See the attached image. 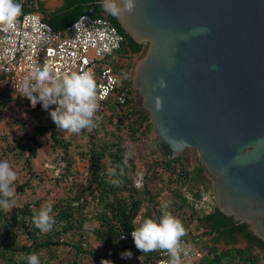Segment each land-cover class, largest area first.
Instances as JSON below:
<instances>
[{"label":"trees","instance_id":"16d2710c","mask_svg":"<svg viewBox=\"0 0 264 264\" xmlns=\"http://www.w3.org/2000/svg\"><path fill=\"white\" fill-rule=\"evenodd\" d=\"M18 2L23 4L24 12L43 15L55 31L66 30L83 15L106 17L101 0H65L64 7L50 18L45 14L42 0ZM108 19L125 36L122 50L110 62L119 76V85L114 97L100 104L96 126L73 135L88 138L85 150H79L72 136H68L71 133L56 128L49 115L55 105L47 111L40 110V103L33 108L26 97L15 96L0 86V118L14 106L24 107L33 127L30 132L27 118L18 115L14 124L20 127L22 135L8 142L0 159L7 160L13 168L19 166L23 172L13 185L15 207L10 211L0 209V261L27 264L25 257L35 252L40 264H101L102 259L113 264H156L164 251L142 253L135 247L130 233L139 227L142 219L159 217L161 203L169 202V211L186 228L182 240H200L194 242L205 253L199 264H264V242L249 232L247 225L235 224L216 207L210 211L200 208L205 193L213 189V181L198 153L193 160L189 156L195 149H188L169 162L159 156L154 142L149 143L154 132L153 121L137 104L132 85L134 62L143 46L125 34L116 17L109 15ZM123 73H127V79ZM122 94H125L124 103L118 100ZM40 114L45 118L40 119ZM44 139L50 142L51 156L57 155L66 164L64 172L56 178L57 185L74 176L78 157L86 165L87 177L81 187L71 188L66 197L29 201L28 193L44 182L34 168ZM134 145L142 146L145 159L141 187L137 186L136 147L139 146ZM45 202L52 203L55 223L51 230L42 232L35 227L33 217ZM85 224L89 226L87 229ZM124 235L127 240L121 238ZM239 237L247 243L245 249L219 248L222 243L227 247L237 245ZM126 250L133 253L131 259L121 258ZM65 251L72 254L71 259L62 258Z\"/></svg>","mask_w":264,"mask_h":264},{"label":"water","instance_id":"95a60500","mask_svg":"<svg viewBox=\"0 0 264 264\" xmlns=\"http://www.w3.org/2000/svg\"><path fill=\"white\" fill-rule=\"evenodd\" d=\"M42 1L48 18L65 5ZM136 5L116 19L143 46L132 85L137 104L153 121L156 151L173 162L195 149L213 181L216 209L264 242V0ZM156 97L162 100L159 111ZM245 246L241 237L235 246L219 245Z\"/></svg>","mask_w":264,"mask_h":264},{"label":"clouds","instance_id":"9594fccd","mask_svg":"<svg viewBox=\"0 0 264 264\" xmlns=\"http://www.w3.org/2000/svg\"><path fill=\"white\" fill-rule=\"evenodd\" d=\"M101 6L106 13L118 18L125 13L132 14L137 5L136 0H101ZM22 8L23 5L18 0H0V28L4 31L14 29L17 18L22 14ZM123 76L128 78L127 73H123ZM116 82L114 79L113 83ZM159 86H166L163 79ZM108 92V88L101 89L98 86L95 72L91 68L54 76L49 65L33 66L22 86V95L30 101L31 107L35 108L40 103L47 111L51 105H55L49 115L56 128L73 134H79L82 130L91 131L96 126L100 101ZM161 108L162 100L156 97L155 110L159 111ZM16 179L17 173L11 164L7 160L0 161V209L4 211H10L16 205L13 187ZM52 211L51 202L42 204L38 214L33 217L35 227L42 232L51 230L55 223ZM132 223L136 224V220ZM84 227L87 229L89 226L85 224ZM186 234L182 221L169 211V202H162L159 217L142 219L131 236L135 247L142 253L162 250L170 257L168 264H182V254L187 255L182 242V237ZM132 255L130 250H126L121 253V258L131 259ZM25 259L27 264H40L39 255L35 252L28 254ZM101 264L113 262L102 259Z\"/></svg>","mask_w":264,"mask_h":264},{"label":"built area","instance_id":"2783aa9c","mask_svg":"<svg viewBox=\"0 0 264 264\" xmlns=\"http://www.w3.org/2000/svg\"><path fill=\"white\" fill-rule=\"evenodd\" d=\"M42 17L38 12H24L22 8L14 29L0 28V86L15 96H23L22 86L33 66L49 65L54 76L91 68L98 86L109 89L100 104L114 97L119 76L110 62L125 43L115 26L106 20L82 16L66 30L53 31L41 22ZM118 100L124 103L125 94ZM143 181L144 175L139 173L137 186L141 187ZM199 241V238L182 240L187 251V255L182 254V264H199L204 258L205 253L194 245ZM169 260V255L161 252L156 264H168Z\"/></svg>","mask_w":264,"mask_h":264},{"label":"rangeland","instance_id":"374dc122","mask_svg":"<svg viewBox=\"0 0 264 264\" xmlns=\"http://www.w3.org/2000/svg\"><path fill=\"white\" fill-rule=\"evenodd\" d=\"M42 109L43 108L41 107L40 110ZM33 114L35 113L33 112ZM18 115L23 116L24 118L25 117L27 118L26 120L28 122V129L30 132L33 131V127L31 126V124L29 125V122H32V120L28 118L27 114L24 113V107L14 106L8 111H6L5 115L0 118V159L3 156V149L6 151L8 142H12L13 140H15L16 138L22 135L20 127L14 124V119ZM39 117L40 119H42V117L45 118V115L40 114ZM73 135L74 134L71 133L68 136H72L70 138L78 146L79 150L81 149L85 150V146L87 145L88 138L86 136H81V135L73 136ZM155 139H156V135H155V130H154V132L150 136L149 143L155 142ZM43 142H44L43 149L39 152L37 158L34 161V168L37 172H39V174H41L40 176H43L44 182L38 184V187L35 188L33 192L31 191L28 193L29 201H35L37 199L45 198V197H48L50 199H55L58 196L66 197L68 191L71 188L81 187L85 183L86 177H87L86 165L78 157L77 169L74 170V176L71 177L68 182L64 184L62 183L61 186L59 184L57 185L56 178H58L60 174L64 172L63 168L65 167L66 164L63 163L57 155L51 156L50 142L48 141V139H44ZM134 146H139V145H134ZM139 147H136L137 166L139 168V173L144 174L143 166L145 164V159L142 155V149H141L142 146H139ZM197 153L198 152L195 150L190 152L189 156L191 157L192 160L195 158V156H197ZM14 170L17 173L16 180H18L20 177L23 176V172L20 170L19 166H16ZM213 207H216L214 189L205 193L203 201L200 204V208H205L208 211L213 209ZM246 247H247V243H246V246L241 249H245ZM219 248L221 250L232 249V248H222V247H219ZM62 258L66 260L71 259L72 254L68 253V251H65ZM0 264H3V263L0 261Z\"/></svg>","mask_w":264,"mask_h":264},{"label":"flooded vegetation","instance_id":"af4514ba","mask_svg":"<svg viewBox=\"0 0 264 264\" xmlns=\"http://www.w3.org/2000/svg\"><path fill=\"white\" fill-rule=\"evenodd\" d=\"M106 13V12H105ZM106 16H107V13H106ZM239 239H240V237H239ZM224 244V243H223ZM225 245V244H224Z\"/></svg>","mask_w":264,"mask_h":264}]
</instances>
